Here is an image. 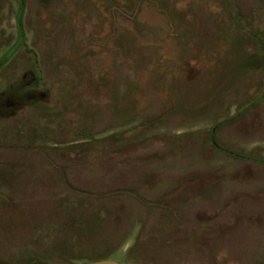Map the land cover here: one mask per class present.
I'll list each match as a JSON object with an SVG mask.
<instances>
[{
	"label": "rangeland",
	"instance_id": "374dc122",
	"mask_svg": "<svg viewBox=\"0 0 264 264\" xmlns=\"http://www.w3.org/2000/svg\"><path fill=\"white\" fill-rule=\"evenodd\" d=\"M99 258L264 264V0H0V264Z\"/></svg>",
	"mask_w": 264,
	"mask_h": 264
},
{
	"label": "water",
	"instance_id": "95a60500",
	"mask_svg": "<svg viewBox=\"0 0 264 264\" xmlns=\"http://www.w3.org/2000/svg\"><path fill=\"white\" fill-rule=\"evenodd\" d=\"M80 264H126V263L120 262L112 258H99V259L82 262Z\"/></svg>",
	"mask_w": 264,
	"mask_h": 264
},
{
	"label": "flooded vegetation",
	"instance_id": "af4514ba",
	"mask_svg": "<svg viewBox=\"0 0 264 264\" xmlns=\"http://www.w3.org/2000/svg\"><path fill=\"white\" fill-rule=\"evenodd\" d=\"M16 94H17V92H16ZM10 99H12V97L11 98H9V97H7V98H4L3 100V102L1 101V103H3V104H7V102L10 100ZM16 101H18V97L16 98ZM8 103H10V102H8Z\"/></svg>",
	"mask_w": 264,
	"mask_h": 264
}]
</instances>
